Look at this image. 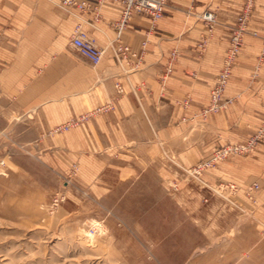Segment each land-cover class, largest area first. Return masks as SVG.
I'll list each match as a JSON object with an SVG mask.
<instances>
[{"label": "rangeland", "instance_id": "374dc122", "mask_svg": "<svg viewBox=\"0 0 264 264\" xmlns=\"http://www.w3.org/2000/svg\"><path fill=\"white\" fill-rule=\"evenodd\" d=\"M254 11L255 0L252 17ZM70 36L67 50L78 62V96L54 109L61 116L53 126L41 129L45 95L54 93V85H40L41 90L37 84L15 85L14 95H34L29 112L17 113L8 99L11 86L0 84V264H264V215L250 205L257 203L259 190L254 200L246 195L258 183L227 179L238 186L230 195L219 184L203 180L206 187L190 178L189 165L169 155L156 132L151 141L145 139L133 106L119 108L116 100L104 102L91 92L104 86L100 65L84 61ZM117 61L114 88L123 87V94L115 88L123 98L137 90L129 77L142 65L133 69L132 63ZM261 62L262 57L254 75ZM165 69L159 77L161 97L169 80L163 81ZM181 101L176 103L188 99ZM109 103L110 111L94 114ZM72 120L77 123L70 130L55 133Z\"/></svg>", "mask_w": 264, "mask_h": 264}, {"label": "crops", "instance_id": "0c3cea01", "mask_svg": "<svg viewBox=\"0 0 264 264\" xmlns=\"http://www.w3.org/2000/svg\"><path fill=\"white\" fill-rule=\"evenodd\" d=\"M247 1L169 0L163 18L154 28L148 16L135 15L121 40L139 54L142 43L147 41V46L141 70L129 77L137 90L119 98L114 88L115 77L119 75L118 59L112 42L117 34L114 24L122 15L120 5L106 1L101 21L92 26V13L71 15L57 7L53 0H0V84L11 86L8 99L13 101L17 113L29 112L32 106L29 101L34 95H14L15 85L37 84L39 90L40 85H54V93L45 95L48 101L44 104L41 129L53 126L61 116L53 112L54 109L61 110L63 99L78 96V62L68 57L67 40L80 16L84 29L99 47L106 49L99 66L104 86L91 92L99 94L104 102L116 100L119 108L133 106L142 117L139 130L145 139L151 141L156 132L164 141L167 153L191 169L228 142H246L264 117V43L261 37L264 35V0H255L254 15L249 22L250 31L260 36H246L245 47L237 58L224 95L232 104L205 121L197 117L209 104L210 90L223 66L231 31ZM206 11L213 12L217 20L211 33L203 21L194 16ZM203 36L207 38V46L199 55L198 45ZM175 49L180 51V57L172 67L166 94L161 97L159 77ZM260 57L262 62L254 75ZM92 77L94 80V75ZM119 80L126 88V79L120 77ZM180 100L183 102L178 105L176 102ZM106 130L110 131L111 126L107 125ZM235 177L242 184L251 179L258 183L257 203L250 205L257 207L263 216L264 140L251 157L210 169L204 173L203 180L220 184Z\"/></svg>", "mask_w": 264, "mask_h": 264}, {"label": "built area", "instance_id": "2783aa9c", "mask_svg": "<svg viewBox=\"0 0 264 264\" xmlns=\"http://www.w3.org/2000/svg\"><path fill=\"white\" fill-rule=\"evenodd\" d=\"M111 1L122 7L121 18L114 24L116 29V38L112 42V49L114 50L117 58L121 62L132 63L133 69H139L143 63V57L145 54L147 41L142 43V53H137L132 50L128 45H125L122 40V34L127 25L132 21L133 17L138 14L146 15L151 20V27L154 28L158 22L163 18L165 8L168 5L169 0H96V2L79 1V0H59L61 7L69 14L77 16L84 13H92L94 24L101 21V11L104 3ZM253 12V0H248L242 11L237 16L236 25L231 31L229 39V47L226 52L222 69L220 70L216 82L210 92V103L201 109L197 117L201 119H207L209 116L219 114L226 109L232 103V100H225L224 94L227 86L233 74V69L236 60L245 44V36L250 33L254 37H259L257 32L249 30V22L252 18ZM198 18L203 21L206 29L211 33L216 25V16L211 11H206L198 15ZM80 22L76 24L71 32L70 45L78 51V53L90 62L94 67H98L105 56L106 49L98 46L96 41L89 35L84 29L83 21L80 18ZM264 40V36L262 37ZM207 46V38L202 37L198 45L199 55H202ZM180 52L175 49L170 59L167 62L166 69L163 75V81H166L172 74V67ZM115 88L119 94L124 93L123 87L116 83ZM111 103L99 107L94 111V114L108 112L112 109ZM86 117H82L85 119ZM81 119V121H82ZM79 122V121H78ZM77 121L72 120L63 126H59L55 129V133L70 130L72 126L76 125ZM264 140V119L254 134L244 143H228L223 145L216 151H214L208 158L196 164L191 169L185 171L186 174L205 185L203 181V175L206 171L214 168L221 162L231 157H243L253 153L260 142ZM207 187V185H205ZM210 187V186H208ZM222 192H226L230 195H235L238 192V186L232 183H222L217 186ZM175 190H178V186L174 185ZM260 190L258 184H253L247 191L246 195L250 200H254L255 193Z\"/></svg>", "mask_w": 264, "mask_h": 264}]
</instances>
